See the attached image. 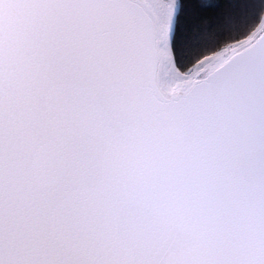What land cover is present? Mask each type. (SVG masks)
<instances>
[{
	"label": "snow or ice",
	"instance_id": "obj_1",
	"mask_svg": "<svg viewBox=\"0 0 264 264\" xmlns=\"http://www.w3.org/2000/svg\"><path fill=\"white\" fill-rule=\"evenodd\" d=\"M212 7L0 0V264H264V0Z\"/></svg>",
	"mask_w": 264,
	"mask_h": 264
},
{
	"label": "trees",
	"instance_id": "obj_2",
	"mask_svg": "<svg viewBox=\"0 0 264 264\" xmlns=\"http://www.w3.org/2000/svg\"><path fill=\"white\" fill-rule=\"evenodd\" d=\"M253 2L254 0H211L213 7L208 11V15L216 25L214 30L234 31L243 28L246 23H252L251 9L245 5ZM183 26L184 21L181 20L182 32Z\"/></svg>",
	"mask_w": 264,
	"mask_h": 264
}]
</instances>
